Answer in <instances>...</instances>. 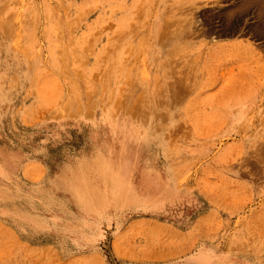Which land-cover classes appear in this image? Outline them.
<instances>
[{
    "label": "rangeland",
    "instance_id": "1",
    "mask_svg": "<svg viewBox=\"0 0 264 264\" xmlns=\"http://www.w3.org/2000/svg\"><path fill=\"white\" fill-rule=\"evenodd\" d=\"M0 264H264V0H0Z\"/></svg>",
    "mask_w": 264,
    "mask_h": 264
}]
</instances>
